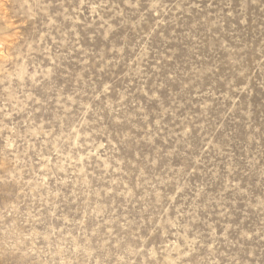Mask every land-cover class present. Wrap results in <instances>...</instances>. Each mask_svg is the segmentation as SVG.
Returning a JSON list of instances; mask_svg holds the SVG:
<instances>
[{
	"label": "rangeland",
	"instance_id": "374dc122",
	"mask_svg": "<svg viewBox=\"0 0 264 264\" xmlns=\"http://www.w3.org/2000/svg\"><path fill=\"white\" fill-rule=\"evenodd\" d=\"M0 264H264V0H0Z\"/></svg>",
	"mask_w": 264,
	"mask_h": 264
}]
</instances>
